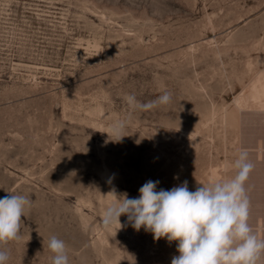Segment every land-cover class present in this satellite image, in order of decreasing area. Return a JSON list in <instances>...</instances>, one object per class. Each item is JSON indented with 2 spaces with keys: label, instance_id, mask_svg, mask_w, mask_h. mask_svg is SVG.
Wrapping results in <instances>:
<instances>
[{
  "label": "rangeland",
  "instance_id": "obj_1",
  "mask_svg": "<svg viewBox=\"0 0 264 264\" xmlns=\"http://www.w3.org/2000/svg\"><path fill=\"white\" fill-rule=\"evenodd\" d=\"M164 92L149 111L125 100ZM241 150L264 237V0H0V198L32 200L6 264H51L52 236L69 264H171L178 241L124 215L104 227L112 190L194 191L232 177Z\"/></svg>",
  "mask_w": 264,
  "mask_h": 264
},
{
  "label": "clouds",
  "instance_id": "obj_2",
  "mask_svg": "<svg viewBox=\"0 0 264 264\" xmlns=\"http://www.w3.org/2000/svg\"><path fill=\"white\" fill-rule=\"evenodd\" d=\"M171 93L164 92L155 100L141 103L134 94L125 100L133 110L149 111L171 101ZM129 119L114 121L111 134L114 141L123 136ZM109 134V133H108ZM235 174L221 181L200 184L189 190L185 180L171 189L158 188L159 180L146 181L139 195L116 197L104 211V227L126 223L139 231L144 228L154 239L178 241L171 264H264V237L249 223L250 200L246 182L254 168L246 150L234 161ZM111 181H109L110 183ZM32 205L30 197L13 194L0 198V245L19 239L22 217ZM51 264H69L66 244L52 236L47 243ZM9 253L0 249V264H6Z\"/></svg>",
  "mask_w": 264,
  "mask_h": 264
}]
</instances>
